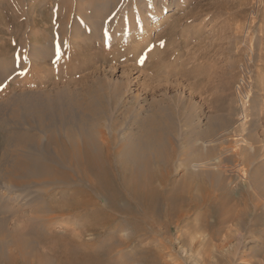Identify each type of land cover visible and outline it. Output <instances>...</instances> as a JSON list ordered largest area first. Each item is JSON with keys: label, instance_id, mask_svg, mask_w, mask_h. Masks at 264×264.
Listing matches in <instances>:
<instances>
[{"label": "rangeland", "instance_id": "374dc122", "mask_svg": "<svg viewBox=\"0 0 264 264\" xmlns=\"http://www.w3.org/2000/svg\"><path fill=\"white\" fill-rule=\"evenodd\" d=\"M82 75L118 97L106 130L137 132L159 108L171 178L204 172L211 201L141 235L161 264H264V0H0V118H57L44 94ZM28 177L0 178L6 205L39 202L45 183Z\"/></svg>", "mask_w": 264, "mask_h": 264}, {"label": "bare ground", "instance_id": "6f19581e", "mask_svg": "<svg viewBox=\"0 0 264 264\" xmlns=\"http://www.w3.org/2000/svg\"><path fill=\"white\" fill-rule=\"evenodd\" d=\"M85 77L44 94L53 120L19 127L0 118V178L15 184L21 172L45 183L29 212L0 194V264H161L141 235L163 215L182 216L185 207L212 199L204 172L171 178L176 149L166 147L162 110L142 118L137 132L106 130L100 113L118 97L105 81ZM28 141L39 145L32 158L19 153Z\"/></svg>", "mask_w": 264, "mask_h": 264}]
</instances>
